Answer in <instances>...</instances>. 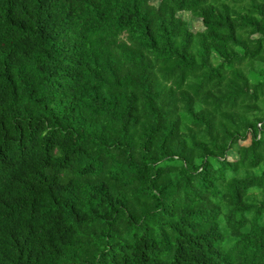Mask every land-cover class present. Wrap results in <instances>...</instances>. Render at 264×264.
Listing matches in <instances>:
<instances>
[{
	"label": "trees",
	"instance_id": "trees-1",
	"mask_svg": "<svg viewBox=\"0 0 264 264\" xmlns=\"http://www.w3.org/2000/svg\"><path fill=\"white\" fill-rule=\"evenodd\" d=\"M0 264H264V0H0Z\"/></svg>",
	"mask_w": 264,
	"mask_h": 264
},
{
	"label": "rangeland",
	"instance_id": "rangeland-1",
	"mask_svg": "<svg viewBox=\"0 0 264 264\" xmlns=\"http://www.w3.org/2000/svg\"><path fill=\"white\" fill-rule=\"evenodd\" d=\"M152 3H157L158 0H151ZM180 16L185 19L188 22V25L191 30L193 31H199L203 28L201 20L195 17H192L189 13L187 12H180ZM249 140H243L241 141V144H248ZM229 159H233L235 155L233 153L228 154Z\"/></svg>",
	"mask_w": 264,
	"mask_h": 264
}]
</instances>
